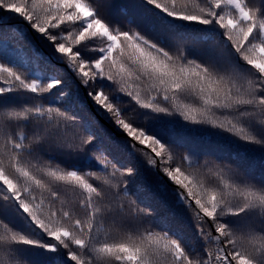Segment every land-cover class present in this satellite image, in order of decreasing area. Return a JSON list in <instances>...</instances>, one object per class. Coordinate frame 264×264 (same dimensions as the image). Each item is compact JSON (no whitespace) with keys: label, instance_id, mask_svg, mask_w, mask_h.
I'll return each instance as SVG.
<instances>
[{"label":"snow or ice","instance_id":"1","mask_svg":"<svg viewBox=\"0 0 264 264\" xmlns=\"http://www.w3.org/2000/svg\"><path fill=\"white\" fill-rule=\"evenodd\" d=\"M0 264H264V0H0Z\"/></svg>","mask_w":264,"mask_h":264},{"label":"trees","instance_id":"2","mask_svg":"<svg viewBox=\"0 0 264 264\" xmlns=\"http://www.w3.org/2000/svg\"><path fill=\"white\" fill-rule=\"evenodd\" d=\"M253 3H256V0H252ZM103 123V121H101ZM118 138L122 139V137L118 136Z\"/></svg>","mask_w":264,"mask_h":264}]
</instances>
